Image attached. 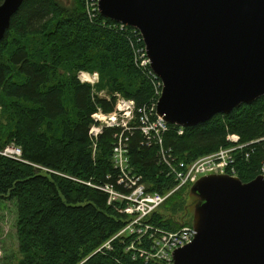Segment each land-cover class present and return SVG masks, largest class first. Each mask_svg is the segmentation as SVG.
<instances>
[{"label":"trees","instance_id":"1","mask_svg":"<svg viewBox=\"0 0 264 264\" xmlns=\"http://www.w3.org/2000/svg\"><path fill=\"white\" fill-rule=\"evenodd\" d=\"M68 1L24 0L0 40V200L17 203L21 257L16 264H172L140 257L139 249L151 245L147 237L135 248L136 235L119 236L105 246L129 222L121 212L125 202L111 203L102 190L110 185L129 193L118 183L121 172L114 163L120 139H128L132 175L148 192L165 195L177 183L160 163L161 144L148 145L140 129L122 136L121 128H104L98 139L90 134L98 124L94 114L116 110V96L108 100L97 90L133 100L136 110L150 107L157 97L137 58L144 44L133 28L103 15L90 17L85 0ZM82 72L99 74L96 88L81 81ZM178 130L170 125L163 146L180 161L193 163L227 148L228 138L237 135L244 144L235 152L237 176L243 182L259 176L264 96L186 127L183 134ZM12 144L21 149V158L1 154ZM189 190L174 192L147 222L173 231L192 225L193 215L189 220L184 214Z\"/></svg>","mask_w":264,"mask_h":264},{"label":"water","instance_id":"2","mask_svg":"<svg viewBox=\"0 0 264 264\" xmlns=\"http://www.w3.org/2000/svg\"><path fill=\"white\" fill-rule=\"evenodd\" d=\"M24 0L0 5V40ZM108 19L140 30L163 81L157 112L192 127L264 96V0H100ZM195 239L173 264H264V176H202L191 187Z\"/></svg>","mask_w":264,"mask_h":264},{"label":"built area","instance_id":"3","mask_svg":"<svg viewBox=\"0 0 264 264\" xmlns=\"http://www.w3.org/2000/svg\"><path fill=\"white\" fill-rule=\"evenodd\" d=\"M85 1L86 9L90 17L95 18L98 15H102L99 5L100 0ZM119 24L122 28L128 26L122 23ZM131 28H133V32L134 34H136V37L139 38V41L144 44L139 50H136V55L138 60L141 61L142 66L147 70L148 75L154 82L157 100L155 102H152L150 107H143L136 110L137 107L133 100L128 99L121 94H117V97H119V99L116 101L118 102V111L116 105V110L112 112V114L105 113L108 114V119L113 122V125L99 128L96 132L91 128L90 134L94 138L98 139V136L103 132L104 128L119 127L123 131L122 136L124 135L125 131L140 129V131L145 136L148 145L151 146V144L154 142H158L161 144L160 163L161 165L168 168V175L173 176L175 182L177 183L176 187L172 191L165 195L158 192L150 193L148 192L147 185L142 183L139 177H136V175H132L133 169L129 166L128 159L129 149L126 142H124L128 141V139H120L118 144L115 145L114 163L121 172V177L118 183L124 184L129 193L116 191L114 186L110 185L103 186L102 190L110 195L111 203L116 201H120L122 203L125 202V205L121 209V212L129 216V222L128 225L117 236L136 235L133 241L132 248H135V243H139V245L143 244L144 238L147 237V239L152 240L151 245L149 248L139 249L140 257L145 259L147 262L152 260L165 261L173 264L174 252L177 249L190 244L195 239V228L193 227V225L184 226L177 231L154 228L147 222V218L154 212H156L157 207L165 202L174 192L183 187L192 186L202 176L210 174H229L232 176H237L235 152L237 150H242L244 144L240 143L239 136L232 135L228 138V140L232 143L231 146L222 148L216 153L201 157L195 162L188 164L180 161L178 157L173 156L172 153L170 154V150L167 152V150L163 146V135L166 133V131H168L170 125L173 124L167 122L163 117H160L157 112V105L164 89L163 81L151 66V59L147 54V49L142 33L137 28ZM89 75H93L95 77L94 81L96 82L98 74L96 73ZM99 112L103 111L100 110ZM123 114H125L126 116H123ZM133 114L134 116H132ZM94 117H98L97 113L93 115V118ZM101 117H98V119L100 120ZM135 118L137 121L134 120V125L136 126L131 127L132 124H129V121ZM120 122L122 123L123 128L119 126ZM178 127L179 134H183L184 127ZM10 149H12L11 146L6 148L3 154L19 159V156L22 155L21 149L19 147H17L16 149L17 151L15 153H19V155L15 153L13 155L9 154ZM259 175L264 176V164L260 170ZM151 231H153L154 233L148 234V232ZM109 245L110 243L106 244V246L108 247Z\"/></svg>","mask_w":264,"mask_h":264},{"label":"rangeland","instance_id":"4","mask_svg":"<svg viewBox=\"0 0 264 264\" xmlns=\"http://www.w3.org/2000/svg\"><path fill=\"white\" fill-rule=\"evenodd\" d=\"M64 1L66 2L68 0H64ZM70 1L71 0H69L68 2H70ZM89 74H96V73H89ZM80 75H82V74H80ZM91 76L88 75V77H89L88 80H85L82 78L81 81L86 82V83H89V82L95 83L94 87L96 88L98 81H99V74H98V78L96 79V82L92 78H90ZM91 83H89V84H91ZM97 94H99L100 97L106 98L108 100H111L114 96H116L117 100L119 99V97H117L116 93L114 95H111L106 90H102V91L97 90ZM116 105H117V111H118V102ZM113 114H115V113H113ZM97 115H98V117H101V116L102 117L100 120L98 119V117L97 118L94 117L96 122H98L97 125H93V127H92V129L95 132L99 128H103L106 126L113 125V122L110 119H108V116H107L108 114H105L103 112H99V113H97ZM124 115L125 114H123V116ZM132 116H134V114ZM134 120L137 121L136 118L132 119L129 121L130 122L129 124L134 125V122H135ZM114 126H116V125H114ZM119 126L120 127L123 126L121 122L119 123ZM117 128H119V127H117ZM12 145H10L12 149L9 150V154L13 155L17 151L16 149L18 146H16V145L12 146ZM96 145H95V148H96ZM8 147H6V148H8ZM6 148L1 152V154H3V152H5ZM15 154L19 155V153H15ZM20 157H21V155L19 156V158ZM185 195H186L185 196V198H186V210L184 211V214H185V217L188 216V219L190 220V217H192V215L194 214V206H195L197 198L191 193V190L187 191V193H185ZM184 214L183 213L178 214L179 216L177 218L179 220H181ZM17 221H18V209H17L16 201L15 200H7V199L6 200H0V264H16L18 259L21 257V254L19 252V244H18V237H17ZM186 223H188V221H186ZM184 226H186V225H183L182 228ZM117 237H119V236H115L114 238H117ZM114 238L112 240H110V242H108V243H111L114 240Z\"/></svg>","mask_w":264,"mask_h":264},{"label":"bare ground","instance_id":"5","mask_svg":"<svg viewBox=\"0 0 264 264\" xmlns=\"http://www.w3.org/2000/svg\"><path fill=\"white\" fill-rule=\"evenodd\" d=\"M85 73H86V72L81 73L82 75H80V77H81V79L83 78V79H85V80H88L89 77H88V75L85 74ZM85 83H86V82H85ZM91 84H94V83H91ZM163 204H164V202H163L162 204H160V205L157 207V210H158Z\"/></svg>","mask_w":264,"mask_h":264}]
</instances>
